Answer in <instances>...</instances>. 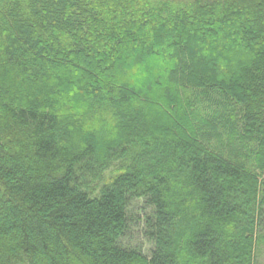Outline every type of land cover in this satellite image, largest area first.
Segmentation results:
<instances>
[{"label": "trees", "instance_id": "obj_1", "mask_svg": "<svg viewBox=\"0 0 264 264\" xmlns=\"http://www.w3.org/2000/svg\"><path fill=\"white\" fill-rule=\"evenodd\" d=\"M262 246L264 0H0V264Z\"/></svg>", "mask_w": 264, "mask_h": 264}, {"label": "rangeland", "instance_id": "obj_2", "mask_svg": "<svg viewBox=\"0 0 264 264\" xmlns=\"http://www.w3.org/2000/svg\"><path fill=\"white\" fill-rule=\"evenodd\" d=\"M103 175H108V171H106ZM136 215V214H135ZM126 240H124L125 243H129L130 245L133 244H143V249L144 251L147 249V245L145 244V242L143 241L142 237L140 236V240L136 242L137 240V234H136V229H133L132 231V235L129 238H125ZM259 257H257V263L256 264H264V246L261 247V252L259 251Z\"/></svg>", "mask_w": 264, "mask_h": 264}]
</instances>
